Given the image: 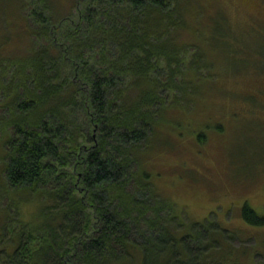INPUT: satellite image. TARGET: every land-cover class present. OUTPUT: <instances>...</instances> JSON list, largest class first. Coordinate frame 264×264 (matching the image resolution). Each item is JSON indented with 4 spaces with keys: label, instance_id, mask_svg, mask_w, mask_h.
Returning a JSON list of instances; mask_svg holds the SVG:
<instances>
[{
    "label": "trees",
    "instance_id": "obj_1",
    "mask_svg": "<svg viewBox=\"0 0 264 264\" xmlns=\"http://www.w3.org/2000/svg\"><path fill=\"white\" fill-rule=\"evenodd\" d=\"M227 6L0 1L18 27L0 34V264H236L233 237L186 226L158 171L201 83L226 66L264 78V23L237 30ZM238 215L264 226L247 202Z\"/></svg>",
    "mask_w": 264,
    "mask_h": 264
},
{
    "label": "rangeland",
    "instance_id": "obj_2",
    "mask_svg": "<svg viewBox=\"0 0 264 264\" xmlns=\"http://www.w3.org/2000/svg\"><path fill=\"white\" fill-rule=\"evenodd\" d=\"M0 1L5 5L6 0ZM72 1L61 0L62 8H69ZM227 7L237 30L263 32L256 27L264 23V5L259 0H228ZM13 30L18 27L7 24L5 8H0V34ZM223 70L218 83L200 84L197 107L177 117V151L165 154L159 162L161 170L156 166L163 178V183L158 182L177 205V214L185 213L186 226L223 228L233 237L230 245L238 248L232 254L236 264H264V226L249 225L238 215L246 202L264 215V78L251 70L233 73L230 66ZM220 122L229 124L225 134L216 129ZM189 130L196 135L206 132L208 139L200 144ZM12 203L25 220L35 217V204L16 199Z\"/></svg>",
    "mask_w": 264,
    "mask_h": 264
}]
</instances>
